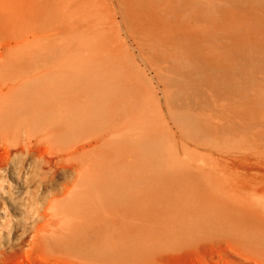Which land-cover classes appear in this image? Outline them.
Instances as JSON below:
<instances>
[{"label":"rangeland","instance_id":"1","mask_svg":"<svg viewBox=\"0 0 264 264\" xmlns=\"http://www.w3.org/2000/svg\"><path fill=\"white\" fill-rule=\"evenodd\" d=\"M50 2L80 17L57 84L72 85L78 68L94 96L84 109L97 118L98 180L67 206L64 252L30 253L39 257L27 255L29 242L50 200L71 201L75 172L36 158L0 171V264H264V55L241 50L231 33L248 30L264 0H157L146 12L139 0ZM168 2L198 20V46L166 39ZM194 46H214L225 71L197 59ZM219 75L222 97L207 85Z\"/></svg>","mask_w":264,"mask_h":264},{"label":"bare ground","instance_id":"2","mask_svg":"<svg viewBox=\"0 0 264 264\" xmlns=\"http://www.w3.org/2000/svg\"><path fill=\"white\" fill-rule=\"evenodd\" d=\"M140 2L142 11L145 12L148 8L153 7L154 9L160 6L158 4L160 1L157 2V0H139ZM52 6L50 0H0V169H9L15 173L17 166H19L17 164L21 163V160L36 158L37 160L41 159L44 164H50L51 168L57 172L61 170L63 172L68 170H71L70 173L75 172L70 176L76 186L72 189L74 196L68 203L48 200L49 204L44 207L42 214L45 223L40 225L34 233L35 235L32 236L33 238L31 237L30 246L27 247V255L38 251L48 255H51L53 250L64 252L62 243L64 234L61 228L67 218V206L76 201V198L83 199L90 186L95 185L98 180L97 170L101 164L98 159L100 147L94 141L96 133L93 131L97 118L91 110L84 109L85 104L94 101V96L83 93L78 68H76L75 81L72 85L57 84L59 76L62 74L64 76V70L69 67V54L74 51V46L75 50L77 49L76 42L74 46L71 45L73 46L71 49L66 44V39L78 28L77 24L80 17L72 8L54 10ZM55 8L57 7L55 6ZM178 9L171 2L164 5V8H160L161 12H165V17L168 16V26L165 28L166 39L170 42L185 41L191 46L194 44L198 46L196 30L199 27L195 29V21L198 20H194L193 15H183L178 12ZM211 10H208L209 13L213 12ZM221 12L224 15L235 16L234 20L239 17L237 11L234 10L223 9ZM212 15L210 14L208 17L211 18ZM249 22L253 28L249 26L250 28L246 30L243 28L244 26L237 25L234 30L231 29V33L235 36L234 38L241 50L249 51L256 48L260 55H264V5L261 6L255 17L249 19ZM245 23L247 24V22ZM246 24L245 26H247ZM201 35L203 36V33ZM204 35L206 36V34ZM221 35L226 36V33L225 35L221 33ZM232 38L230 39L231 45H234ZM212 45L215 46V44ZM214 46L212 49L206 47L204 52L200 48L201 46L195 47L197 53L195 52L194 56L201 61H207L219 72L221 70L224 72L226 68L225 56L219 54V51L217 54ZM230 48L232 47L230 46ZM218 50L223 52L224 49ZM223 72L220 73L222 76ZM222 76L216 77L217 79L213 80L214 83H207L213 94L216 95L217 93L220 97L225 91ZM249 78L246 80L250 83ZM242 90L243 88H241ZM86 131H89L88 134L82 137L80 134ZM143 138L144 134L142 133L133 136V139L141 145L144 144ZM17 144L20 146L15 147L11 152L10 147ZM25 149L28 151L26 152ZM14 153H18V155L12 157ZM11 157L13 164L5 167ZM18 172L20 171L16 173ZM72 176L74 177L72 178ZM70 177L68 176V179ZM139 213L142 215V208L139 209ZM37 254L35 255L37 256ZM38 255H40L39 257L42 256V254ZM47 259L45 260L48 261Z\"/></svg>","mask_w":264,"mask_h":264},{"label":"clouds","instance_id":"3","mask_svg":"<svg viewBox=\"0 0 264 264\" xmlns=\"http://www.w3.org/2000/svg\"><path fill=\"white\" fill-rule=\"evenodd\" d=\"M19 146H20L19 144H17V145H13V146L10 147L9 150L12 152V150H13L15 147H19ZM25 151L27 152L28 150L25 149ZM13 155H18V153H14V154H12V157H13ZM12 157L9 159V161H8V163H7V165H6L5 167H8V166L11 165ZM3 170H4V169H0V171H3ZM0 192H4V194L7 195V192H6L5 189L3 188V183H0Z\"/></svg>","mask_w":264,"mask_h":264}]
</instances>
